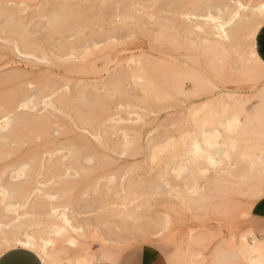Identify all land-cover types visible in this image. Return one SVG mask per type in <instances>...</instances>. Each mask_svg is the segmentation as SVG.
Listing matches in <instances>:
<instances>
[{"label":"rangeland","instance_id":"374dc122","mask_svg":"<svg viewBox=\"0 0 264 264\" xmlns=\"http://www.w3.org/2000/svg\"><path fill=\"white\" fill-rule=\"evenodd\" d=\"M263 23L264 0H0V116L26 122L0 130V254L19 230L43 237L48 264L263 255ZM53 86L59 99H36Z\"/></svg>","mask_w":264,"mask_h":264},{"label":"bare ground","instance_id":"6f19581e","mask_svg":"<svg viewBox=\"0 0 264 264\" xmlns=\"http://www.w3.org/2000/svg\"><path fill=\"white\" fill-rule=\"evenodd\" d=\"M228 2V1H227ZM234 2V1H233ZM230 3V2H229ZM223 6L224 7H226V9H230L231 7H230V5L228 4V3H223ZM232 6V5H231ZM237 7H233L234 9H232V11L229 13V18H228V20L229 21H231V23L233 22V21H239L240 20V14H239V12H240V10H242L243 8H241L242 7V4L239 2V1H237V5H236ZM247 8V7H246ZM228 11V10H227ZM2 12V11H1ZM226 14V13H225ZM242 18V17H241ZM244 19V18H243ZM240 22V21H239ZM30 32V31H29ZM218 34V33H217ZM30 40V39H29ZM16 49V48H15ZM6 50V49H5ZM12 54V53H11ZM3 67H5V66H3ZM2 68V67H1ZM25 73V72H24ZM55 73V72H54ZM21 74V73H20ZM26 75V74H25ZM28 76V75H27ZM40 76V75H39ZM25 78V77H24ZM40 78V77H39ZM47 84V83H46ZM55 84V83H54ZM54 87V86H53ZM52 87V88H53ZM57 88V87H56ZM55 87L53 88V89H51V87H50V90H44V92L43 93H41L40 95H39V97H37L36 99H38L39 98V101L41 102V103H44L45 104V100H47L48 102H52L53 103V101H55V98H57L58 97V99H59V95H60V91L58 90V89H60V88H58V89H56ZM46 89V88H45ZM48 89V88H47ZM37 91V90H36ZM25 92V91H24ZM58 95V96H57ZM62 95V94H61ZM60 97H62V96H60ZM62 100V99H61ZM38 101V100H37ZM38 101V102H39ZM57 103V102H56ZM13 106V105H12ZM43 106V105H42ZM19 107V105L17 104V106H13L10 110L13 112V113H15V109L16 108H18ZM16 115H17V117H19L18 116V114H16L15 113V115L13 114V116H8V115H2V116H0V130H1V127H2V130L4 131V129L5 130H9V127L12 129V127L14 126V124H13V126L11 127V126H9V127H4V126H2V122L4 121V120H6V123H8L9 122V120L10 119H12V123H14V121H16V119H17V117H16ZM7 117V118H6ZM35 117V116H34ZM37 117V116H36ZM21 118V117H20ZM20 118H18L19 120H20ZM32 118V117H31ZM13 119H15V120H13ZM21 119H23V118H21ZM49 119V118H48ZM50 120V119H49ZM32 121V120H31ZM43 122H44V120H42ZM11 122V121H10ZM17 122V124L18 123H22V124H20V126H17L16 128H13V130H14V132H13V130H9L11 133L13 132V133H16V131L19 129V128H23L25 125L24 124H26V122L24 121V120H22V122L21 121H19L18 122V120L16 121ZM28 122V121H27ZM47 122V121H46ZM11 123V124H12ZM16 124V125H17ZM35 124V123H34ZM40 124V123H39ZM46 125V124H45ZM15 127V126H14ZM39 128V127H38ZM48 128V127H47ZM46 128V129H47ZM10 132H8L7 131V133H10ZM1 133V132H0ZM11 133H10V135H11ZM18 133V132H17ZM20 133V132H19ZM1 135H3V137H4V135H7L6 134V132H5V134L4 133H1ZM8 136V139H9V135H7ZM7 136H5L4 138L3 137H1V139H4V141L2 142L3 144H7ZM50 138V137H49ZM7 140V141H6ZM84 140V139H83ZM6 141V142H5ZM22 145V144H21ZM70 145V144H69ZM68 145V146H69ZM57 147V146H56ZM71 147V146H70ZM77 147V146H76ZM88 147V146H87ZM11 149H12V147H11ZM14 150V149H13ZM76 152V151H75ZM213 158L212 157H209L208 158V160L209 161H211ZM206 160H207V158H206ZM1 185V184H0ZM17 186V185H16ZM16 186H14V187H16ZM12 187V186H11ZM14 191H16V193L18 192V193H20L21 191V193L20 194H18L17 193V196H18V198L20 199L21 198V196H22V193H23V190H18L17 191V188L14 190ZM21 195V196H20ZM24 197L21 199V200H23L24 198H25V195H23ZM28 198V197H27ZM27 198L26 199H24V202L23 201H20L21 202V204H22V202H23V204L25 203V204H27L28 202H27ZM3 201H4V199H3ZM3 201H2V198H1V200H0V204L1 203H3ZM26 201V202H25ZM19 205V201H17L16 202V204H14V203H8V204H6L5 205V207H6V209H8V207H9V209H11V207H15V205H16V207ZM22 206V205H21ZM4 207V208H5ZM12 208V209H13ZM16 209V208H15ZM14 209V210H15ZM0 213H1V209H0ZM3 215V214H2ZM20 215V214H19ZM18 215V216H19ZM47 217L49 218L50 217V219H52V218H56V217H58L59 215H57V210H56V208H52V210L50 209V211L49 212H47ZM64 217V216H63ZM62 218V217H61ZM53 220H55V219H53ZM51 221V220H50ZM63 221L66 223V224H68V226H70L72 229H76V228H74V227H72L69 223H68V219L67 218H63ZM1 228V227H0ZM62 227L61 226H59V225H57L56 224V222H49L48 224H46V227H45V230H46V234L47 233H55V234H59L62 230ZM1 230V229H0ZM9 232H11L10 234H5V235H2V241H1V243L3 244V245H5V246H7V247H10V246H15V245H17V246H20V247H23V248H26V249H28V250H31V251H33V252H39V253H41L42 254V256L44 257V261L48 264L49 263V259L51 258V255L52 254H50L49 253V246H48V243L47 242H45L44 240H43V237H41L39 234H37V233H28L27 231H23L22 233H20V231L18 230L17 232H15V231H9ZM43 232V231H42ZM263 242V241H262ZM243 247H244V251L246 252V254H250V257H249V261H250V264H264V254L262 255V254H255V253H257V249H256V247H250V246H248V245H243Z\"/></svg>","mask_w":264,"mask_h":264},{"label":"crops","instance_id":"0c3cea01","mask_svg":"<svg viewBox=\"0 0 264 264\" xmlns=\"http://www.w3.org/2000/svg\"><path fill=\"white\" fill-rule=\"evenodd\" d=\"M254 50L258 59L264 64V23L258 28L254 36ZM251 223L258 239H264V198L253 207ZM258 241V240H256ZM264 245V241H258ZM141 264H162L152 256L142 255ZM0 264H43L40 257L33 251L23 247H13L0 254Z\"/></svg>","mask_w":264,"mask_h":264}]
</instances>
